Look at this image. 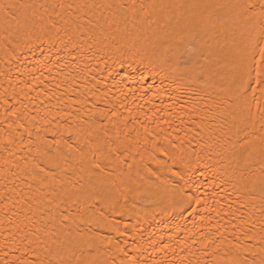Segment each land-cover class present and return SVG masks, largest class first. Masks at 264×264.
<instances>
[{"label": "bare ground", "instance_id": "bare-ground-1", "mask_svg": "<svg viewBox=\"0 0 264 264\" xmlns=\"http://www.w3.org/2000/svg\"><path fill=\"white\" fill-rule=\"evenodd\" d=\"M259 3L0 0V264L264 260Z\"/></svg>", "mask_w": 264, "mask_h": 264}, {"label": "snow or ice", "instance_id": "snow-or-ice-1", "mask_svg": "<svg viewBox=\"0 0 264 264\" xmlns=\"http://www.w3.org/2000/svg\"><path fill=\"white\" fill-rule=\"evenodd\" d=\"M249 11L253 13V18L254 19H260L264 18V0H260L259 4H250L247 6ZM257 48L260 49L259 55H260V65L262 70H257L255 71V78L253 79L252 76V70L249 69L248 67V62H247V56L248 53L247 51H242L241 53L238 54L236 61H235V66L239 69V80H240V87L244 90L243 95H247L248 91H252L253 95H255V90L256 88H259L261 93H264V41H260L257 45ZM256 60L255 57L252 59V64L256 65ZM173 72L180 73V70L178 68L172 69ZM178 79L181 81H187L189 83L194 82L191 75L188 72L180 73L178 76ZM201 83L203 84L204 87H209L210 84L208 81L204 78H200ZM255 86V87H253ZM261 131L264 132V127L261 128ZM237 133H243L245 137H247L248 132H247V127L245 126L244 128H237ZM69 135L71 133L69 132ZM262 140H264V136L261 137ZM247 142V141H245ZM154 159V158H153ZM157 164H160L159 160H156ZM37 168H39V171L43 172L44 168L40 167L39 164L36 165ZM171 171V169H169ZM173 175H177V173H173ZM248 239H251V237H247ZM239 241V238H237ZM262 249H264V244L261 245ZM74 259V257H73ZM73 259H62L60 261V264H73ZM7 264V262H6ZM31 264V262H29ZM37 264H41V262H37ZM49 264H51V261H49ZM252 264H256V261L253 260ZM260 264H264V260L260 261Z\"/></svg>", "mask_w": 264, "mask_h": 264}]
</instances>
